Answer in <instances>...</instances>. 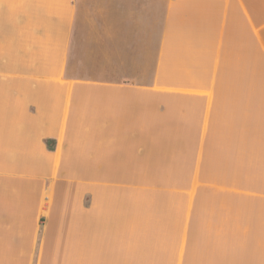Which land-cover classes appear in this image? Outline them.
<instances>
[{"label":"crops","instance_id":"0c3cea01","mask_svg":"<svg viewBox=\"0 0 264 264\" xmlns=\"http://www.w3.org/2000/svg\"><path fill=\"white\" fill-rule=\"evenodd\" d=\"M0 264H264V0H0Z\"/></svg>","mask_w":264,"mask_h":264}]
</instances>
